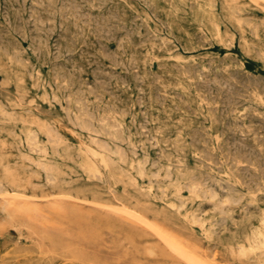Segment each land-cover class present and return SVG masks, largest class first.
Segmentation results:
<instances>
[{
	"label": "rangeland",
	"instance_id": "rangeland-1",
	"mask_svg": "<svg viewBox=\"0 0 264 264\" xmlns=\"http://www.w3.org/2000/svg\"><path fill=\"white\" fill-rule=\"evenodd\" d=\"M67 1L0 0V264H264V0Z\"/></svg>",
	"mask_w": 264,
	"mask_h": 264
},
{
	"label": "bare ground",
	"instance_id": "bare-ground-1",
	"mask_svg": "<svg viewBox=\"0 0 264 264\" xmlns=\"http://www.w3.org/2000/svg\"><path fill=\"white\" fill-rule=\"evenodd\" d=\"M48 1H49V0H48ZM65 1H67V0H65ZM71 1H72V0H71ZM75 1H76V0H75ZM77 1H78V0H77ZM80 1H81V0H80ZM196 1H197V0H196ZM221 1H222V0H221ZM26 2H27V1H26ZM42 2H43V0H42ZM67 2H68V1H67ZM89 2H90V1H89ZM105 2H106V1H105ZM152 2H153V1H152ZM194 2H195V1H194ZM214 2H215V1H214ZM15 3H16V2H15ZM23 3H24V2H23ZM30 3H31V1H30ZM38 3H39V2H38ZM40 3H41V2H40ZM53 3H54V2H53ZM56 3H57V2H56ZM62 3H63V2H62ZM87 3H88V2H87ZM93 3H94V2H93ZM195 3H196V2H195ZM211 3H212V2H211ZM41 4H42V3H41ZM46 4H47V3H46ZM48 4H49V3H48ZM74 4H75V3H74ZM74 4H73V5H74ZM83 4H84V3H83ZM20 5H22V4H20ZM24 5H25V4H24ZM30 5H31V4H30ZM30 5H29V6H30ZM38 5H39V4H38ZM38 5H37V6H38ZM54 5H55V4H54ZM89 5H90V4H89ZM132 5H133V4H132ZM154 5H155V3H154ZM243 5H244V4H243ZM0 6H1V5H0ZM32 6H33V4H32ZM43 6H44V5H43ZM60 6H61V5H60ZM63 6H64V5H63ZM66 6H67V5H66ZM93 6H95V5H93ZM93 6H91V7H93ZM190 6H191V5H190ZM12 7H13V6H12ZM24 7H25V6H24ZM38 7H40V6H38ZM79 7H80V6H78V9H79ZM97 7H98V6H97ZM30 8H31V7H30ZM47 8H48V7H47ZM50 8H51V6H50ZM87 8H89V7H87ZM100 8H101V7H100ZM174 8H175V7H174ZM234 8H235V7H234ZM18 9H20V7H19ZM18 9H17V13H18ZM25 9H26V8H25ZM48 9H49V8H48ZM54 9H55V8H54ZM61 9H62V8H61ZM72 9H74V8H72ZM72 9H71V12H72ZM98 9H99V8H98ZM109 9H110V8H109ZM232 9H233V8H232ZM50 10H51V9H50ZM56 10H57V8H56ZM59 10H60V9H59ZM65 10H66V9H65ZM185 10H186V9H185ZM246 10H247V9H246ZM14 11H15V10H14ZM19 11H20V10H19ZM24 11H25V10H24ZM39 11H40V10H39ZM61 11H63V10H61ZM67 11H68V10H67ZM114 11H115V10H114ZM247 11H248V10H247ZM43 12H44V11H43ZM57 12H58V11H57ZM156 12H157V11H156ZM156 12H155V13H156ZM238 12H239V10H238ZM22 13H23V12H22ZM39 13H40V12H39ZM49 13H51V12H49ZM63 13H64V12H63ZM78 13H79V12H78ZM113 13H114V12H113ZM153 13H154V12H153ZM14 14H15V13H14ZM35 14H36V13H35ZM35 14H34V16H35ZM46 14H47V13H46ZM52 14H53V13H52ZM80 14H81V13H80ZM83 14H84V13H83ZM108 14H109V13H108ZM124 14H125V13H124ZM236 14H237V13H236ZM5 15H6V14H5ZM32 15H33V12H32ZM54 15H55V14H54ZM54 15H53V16H54ZM69 15H70V14H69ZM89 15H90V14H89ZM89 15H88V16H89ZM91 15H92V14H91ZM155 15H156V14H155ZM6 16H7V15H6ZM39 16H40V15H39ZM56 16H57V15H56ZM60 16H61V15H60ZM73 16H76V15L73 14ZM79 16H80V15H79ZM86 16H87V14H86ZM100 16H101V15H100ZM103 16H104V15H103ZM246 16H247V15H246ZM7 17H8V16H7ZM90 17H91V16H90ZM98 17H99V16H98ZM106 17H107V16H106ZM119 17H120V16H119ZM121 17H122V16H121ZM158 17H159V16H158ZM242 17H243V16H242ZM17 18H18V16H17ZM29 18H30V17H29ZM61 18H63V17H61ZM67 18H68V17H67ZM76 18H77V17H76ZM81 18H82V17H81ZM108 18H109V17H108ZM116 18H117V17H116ZM136 18H137V17H136ZM136 18H135V19H136ZM139 18H140V17H139ZM152 18H153V17H152ZM159 18H160V17H159ZM161 18H162V17H161ZM243 18H244V17H243ZM9 19H10V18H9ZM86 19H87V18H86ZM102 19H103V18H102ZM113 19H114V18H113ZM150 19H151V18H150ZM13 20H14V19H13ZM21 20H22V19H21ZM41 20H42V19H41ZM52 20H53V19H52ZM56 20H57V19H56ZM89 20H90V19H89ZM95 20H96V18H95ZM141 20H142V19H141ZM144 20H145V19H144ZM157 20H158V19H157ZM160 20H161V19H160ZM23 21H24V20H23ZM80 21H82V20H80ZM93 21H94V20H93ZM102 21H103V20H102ZM107 21H108V20H107ZM158 21H159V20H158ZM226 21H227V20H226ZM243 21H244V20H243ZM19 22H20V21H19ZM33 22H35V21H33ZM84 22L87 24L86 21H84ZM84 22H83V23H84ZM90 22H91V20H90ZM97 22H98V21H97ZM99 22H100V21H99ZM134 22H135V21H134ZM141 22H143V21H141ZM166 22H167V21H166ZM209 22H211V21H209ZM7 23H9V22H7ZM25 23H26V21H25ZM37 23H38V22H37ZM52 23H53V22H52ZM60 23H61V22H60ZM68 23H69V22H68ZM74 23H76V22H74ZM77 23H78V22H77ZM102 23H103V22H102ZM107 23H108V22H107ZM139 23H140V22H139ZM164 23H165V22H164ZM10 24H11V23H10ZM31 24H32V23H31ZM38 24H40V23H38ZM63 24H64V23H63ZM98 24H99V23H98ZM105 24H106V23H105ZM125 24H126V23H125ZM161 24H162V23H161ZM214 24H215V23H214ZM255 24H256V23H255ZM1 25H3V24H1ZM17 25H18V24H17ZM27 25H28V24H27ZM44 25H45V23H44ZM44 25H43V26H44ZM54 25H55V24H54ZM76 25H77V24H76ZM112 25H113V24H112ZM166 25H167V24H166ZM231 25H232V24H231ZM37 26H38V25H37ZM89 26H90V25H89ZM96 26H97V25H95V29H96ZM102 26H103V24H102ZM106 26H107V25H106ZM110 26H111V25H110ZM144 26H145V25H144ZM254 26H255V25H254ZM7 27H8V26H7ZM10 27H11V26H10ZM97 27H99V26H97ZM108 27H109V26H108ZM131 27H132V26H131ZM203 27H204V26H203ZM27 28H28V26H27ZM32 28H33V27H32ZM41 28H42V27H41ZM44 28H45V27H44ZM48 28H49V26H48ZM65 28L67 29L66 26H65ZM114 28H115V27H114ZM119 28H120V27H119ZM250 28H252V27H250ZM19 29H20V28H19ZM82 29H84V28L82 27ZM88 29H89V28H88ZM110 29H111V28H110ZM149 29H150V28H149ZM171 29H172V28H171ZM219 29H220V27H219ZM241 29H242V28H241ZM4 30H5V29H4ZM8 30H9V29H8ZM21 30H23V29H21ZM69 30H70V29H69ZM78 30H79V28H78ZM84 30H85V29H84ZM89 30H90V29H89ZM104 30H105V29H104ZM119 30H121V28H120ZM122 30H125V29H122ZM206 30H207V29H206ZM36 31H37V29H36ZM42 31H43V30H42ZM50 31H52V30H50ZM100 31H101V30H100ZM158 31H159V30H158ZM219 31H220V30H219ZM252 31H253V30H252ZM254 31H255V30H254ZM14 32H16V31L14 30ZM34 32H35V31H34ZM37 32H38V31H37ZM90 32H91V31H90ZM96 32H97V31H96ZM111 32H112V31H111ZM138 32H139V31H138ZM8 33H9V32H8ZM30 33H31V32H30ZM44 33H45V32H44ZM50 33H51V32H50ZM52 33H53V32H52ZM67 33H69V32L67 31ZM73 33H74V32H73ZM75 33H78V32H75ZM82 33H84V32H82ZM132 33H133V32H132ZM154 33H155V32H154ZM167 33H168V32H167ZM1 34H2V33H1ZM48 34H49V33H48ZM48 34H47V35H48ZM79 34H80V33H79ZM101 34H102V33H101ZM106 34H107V33H106ZM112 34H114V33L112 32ZM140 34H141V33H140ZM145 34H146V33H144L143 35H145ZM155 34H156V33H155ZM171 34H172V33H171ZM171 34H170V35H171ZM219 34H220V33H219ZM229 34H230V33H229ZM19 35H21V34H19ZM26 35H27V34H26ZM45 35H46V34H45ZM74 35H75V34H74ZM109 35H110V34H109ZM117 35H118V34H117ZM117 35H116V36H117ZM33 36H34V35H33ZM33 36H32V37H33ZM60 36H61V35H60ZM81 36H82V35H81ZM81 36H80V37H81ZM116 36H115V37H116ZM123 36H124V35H123ZM126 36H128V35H126ZM150 36H151V35H150ZM40 37H41V36H40ZM40 37H39V38H40ZM62 37H63V39H64V36H62ZM113 37H114V36H113ZM220 37H221V36H220ZM242 37H243V36H242ZM15 38H16V37H15ZM37 38H38V37H37ZM42 38H44V37H42ZM48 38H49V37H48ZM95 38H97V37H95ZM100 38H101V37H100ZM102 38H103V37H102ZM121 38H122V37H121ZM157 38H158V37H157ZM211 38H212V37H211ZM211 38H210V39H211ZM246 38H247V37H246ZM22 39H23V38H22ZM34 39H35V38H34ZM78 39H79V38H78ZM84 39H85V38H84ZM112 39H113V38H112ZM122 39H123V38H122ZM140 39H141V38H140ZM164 39H165V38H164ZM1 40H2V39H1ZM4 40H5V39H4ZM35 40H36V39H35ZM45 40H46V39H45ZM72 40H73V39H72ZM79 40H80V39H79ZM85 40H86V39H85ZM85 40H84V41H85ZM97 40H98V39H97ZM99 40H101V39H99ZM106 40H107V39H106ZM171 40H172V39H171ZM207 40H208V39H207ZM234 40H235V39H234ZM23 41H24V40H23ZM41 41H42V39H41ZM49 41H50V40H49ZM64 41H65V40H64ZM73 41H75V40H73ZM124 41H125V40H124ZM163 41H164V40H163ZM172 41H173V40H172ZM230 41H231V40H230ZM245 41H246V40H245ZM77 42H78V41H77ZM77 42H75V43H77ZM101 42H102V41H101ZM119 42H120V41H119ZM122 42H123V41H122ZM126 42H127V41H126ZM152 42H153V41H152ZM152 42H150V43H152ZM154 42H155V41H154ZM160 42H161V41H160ZM160 42H159V43H160ZM169 42H170V41H169ZM177 42H178V40H177ZM220 42H221V41H220ZM38 43H40V42H38ZM48 43H49V42H48ZM69 43H70V42H69ZM105 43H106V42H105ZM120 43H121V42H120ZM146 43H147V42H146ZM3 44H4V43H3ZM3 44H2V45H3ZM42 44H43V42L41 43V45H42ZM45 44H46V41H45ZM123 44H124V43H123ZM123 44H122V46H123ZM140 44H141V43H140ZM140 44H139V45H140ZM152 44H153V43H152ZM174 44H175V43H174ZM43 45H44V44H43ZM60 45H61V44H60ZM68 45H69V44H68ZM72 45H73V44H72ZM80 45H81V44H80ZM82 45H83V44H82ZM95 45H96V44H95ZM103 45H104V44H103ZM126 45H127V44H126ZM131 45H132V43H131ZM133 45H134V44H133ZM160 45H161V44H160ZM163 45H164V44H163ZM163 45H162V47H163ZM232 45H233V44H232ZM232 45H231V46H232ZM0 46H1V44H0ZM31 46H32V45H31ZM45 46H47V45H45ZM48 46H49V45H48ZM70 46H71V45H70ZM118 46H119V43H118ZM140 46H141V45H140ZM154 46H155V45H154ZM57 47H59V46H57ZM119 47H120V46H119ZM131 47H132V46H131ZM134 47L136 48V46H134ZM150 47H152V46H150ZM156 47H157V46H156ZM162 47H161V48H162ZM200 47H202V46H200ZM153 48H154V47H153ZM153 48H152V49H153ZM157 48H158V47H157ZM174 48H175V47H174ZM174 48H173L172 50H174ZM197 48H199V47H197ZM231 48H232V47H231ZM33 49H34V47H33ZM45 49H47V48H45ZM71 49H72V48H71ZM73 49H74V48H73ZM119 49H120V48H119ZM126 49H127V47H126ZM154 49H155V48H154ZM159 49H160V48H159ZM194 49H195V48H194ZM4 50H5V49H4ZM19 50H20V49H19ZM25 50H26V49H25ZM42 50H43V48L41 47V51H42ZM57 50H58V49H57ZM69 50H70V48H69ZM98 50H99V49H98ZM103 50H104V47H103ZM111 50H112V49H111ZM111 50H110V51H111ZM122 50H123V49H122ZM146 50H148V49H146ZM5 51H6V50H5ZM12 51H13V50H12ZM14 51H16V50H14ZM32 51H33V50H32ZM35 51H36V50H35ZM100 51H101V50H100ZM153 51H154V50H153ZM193 51H194V50H193ZM259 51H260V50H259ZM20 52H21V51H20ZM20 52H19V53H20ZM24 52H25V51H24ZM37 52H38V51H37ZM55 52H56V51H55ZM97 52H98V51H97ZM113 52H114V51H113ZM120 52H121V51H120ZM126 52H127V51H126ZM126 52H124V53H126ZM132 52H133V51H132ZM170 52H171V51H170ZM257 52H258V51H257ZM93 53H95V52H93ZM99 53H101V52H99ZM115 53H116V52H115ZM124 53H123V54H124ZM219 53H220V52H219ZM260 53H261V52H260ZM262 53H263V52H262ZM17 54H18V51H17ZM21 54H23V53H21ZM40 54H41V53H40ZM50 54H51V52H50ZM59 54L61 55V53H59ZM70 54H71V52L69 53V55H70ZM102 54H103V53H102ZM108 54H109V53H108ZM117 54H118V53H117ZM132 54H133V53H131V56H132ZM225 54H226V53H225ZM227 54H228V53H227ZM15 55H16V53H15ZM56 55H57V54H56ZM93 55H94V54H93ZM110 55H111V54H110ZM112 55H113V54H112ZM137 55H138V54H137ZM175 55H176V54H175ZM13 56H14V54H13ZM44 56H45V55H44ZM48 56H49V55H48ZM80 56H81V55H80ZM102 56H103V55H102ZM107 56H108V55H107ZM119 56H120V55H119ZM153 56H154V55H153ZM166 56H167V55H166ZM177 56H179V55H177ZM177 56H176V57H177ZM198 56H199V55H198ZM198 56H197V57H198ZM207 56H208V55H207ZM207 56H206V57H207ZM218 56H219V55H218ZM68 57H69V56H68ZM97 57H98V56H97ZM134 57H135V56H134ZM169 57H170V56H168V58H169ZM173 57H174V56H173ZM176 57H175V60H176ZM179 57H180V56H179ZM249 57H250V56H249ZM258 57H260V56H258ZM61 58H62V57H61ZM100 58H101V57H100ZM127 58H128V57H127ZM131 58H133V56H132ZM148 58H149V57H148ZM152 58H154V57H152ZM163 58H164V56H163ZM189 58H190V57H189ZM19 59H20V58H19ZM105 59L107 60V58H105ZM115 59H116V58H115ZM136 59H139V58H136ZM155 59H157V58H155ZM155 59H154V60H155ZM177 59H178V58H177ZM203 59H204V58H203ZM23 60H24V59H23ZM121 60H122V59H121ZM134 60H135V59H134ZM141 60H142V59H141ZM9 61H10V60H9ZM44 61H45V60H44ZM65 61H66V60H65ZM67 61H68V60H67ZM95 61H96V60H95ZM99 61H100V60H99ZM126 61H127V59H126ZM130 61H131V60H130ZM132 61H133V60H132ZM142 61H143V60H142ZM145 61H147V60H145ZM36 62H37V61H36ZM45 62H46V61H45ZM48 62H49V61H48ZM52 62H53V61H52ZM118 62H121V61H118ZM152 62H153V61H152ZM158 62H159V61H158ZM177 62H179V60H177L175 63H177ZM194 62H195V60H194ZM208 62H209V61H208ZM227 62H228V61H227ZM241 62H242V61H241ZM112 63H113V61H112ZM129 63H130V62H129ZM164 63H165V62H164ZM102 64H103V61H102ZM104 64H105V63H104ZM120 64H121V63H120ZM131 64H132V63H131ZM135 64H136V63H135ZM162 64H163V63H162ZM171 64H172V63H171ZM186 64H187V63H186ZM193 64H194V63H193ZM211 64H212V62H211ZM27 65H28V64H27ZM98 65H100V64H98ZM106 65H107V64H106ZM147 65H148V64H147ZM176 65H177V64H176ZM42 66H43V65H42ZM89 66H90V65H89ZM129 66H130V65H129ZM144 66H146V65H144ZM182 66H183V65H182ZM195 66H196V65H195ZM33 67H34V66H33ZM118 67H120V66H118ZM123 67H124V66H123ZM125 67H126V66H125ZM158 67H160V66H158ZM175 67H176V66H175ZM183 67H184V66H183ZM201 67H202V66H201ZM227 67H228V66H227ZM235 67H236V66H235ZM239 67H240V66H239ZM66 68H67V66H66ZM75 68H76V67H75ZM75 68L73 67V69H75ZM129 68H130V67H129ZM222 68H223V67H222ZM222 68H221V69H222ZM28 69H29V68H28ZM56 69H57V68H56ZM70 69H71V68H70ZM77 69H78V68H77ZM200 69H201V68H200ZM208 69H209V68H208ZM215 69H216V68H215ZM217 69H218V68H217ZM226 69H227V68H226ZM240 69H241V68H240ZM65 70H66V69H65ZM82 70H83V68H82ZM92 70H93V69H92ZM96 70H97V69H96ZM99 70H100V69H99ZM150 70H151V69H150ZM159 70H160V69H159ZM106 71H107V70H106ZM115 71H116V70H115ZM123 71H124V70H123ZM132 71H133V70H132ZM145 71H146V70H145ZM145 71H144V73H143L144 75L146 74ZM178 71H179V70H178ZM188 71H190V70H188ZM194 71H195V70H194ZM201 71H202V70H201ZM216 71H217V70H216ZM245 71H246V70H245ZM59 72H60V71H59ZM59 72H58V73H59ZM70 72H71V71H70ZM70 72H69V73H70ZM82 72H83V71H82ZM98 72H99V71H98ZM100 72H101V71H100ZM103 72H104V71H103ZM129 72H130V71H129ZM137 72H138V71H137ZM152 72H153V71H152ZM181 72H182V71H181ZM235 72H236V71H235ZM248 72H249V71H248ZM248 72H247V73H248ZM28 73H29V72H28ZM40 73H41V72H40ZM69 73H68V74H69ZM73 73H75V72H73ZM89 73H90V72H89ZM94 73H95V72H94ZM126 73H127V72H126ZM170 73H171V72H170ZM183 73H184V72H183ZM186 73H187V72H186ZM190 73H191V72H190ZM200 73H201V72H200ZM42 74H43V73H42ZM61 74H62V73H61ZM63 74H64V73H63ZM95 74H96V73H95ZM184 74H185V73H184ZM228 74H229V73H228ZM251 74H252V73H251ZM251 74H249V75H251ZM72 75H73V74H72ZM93 75H94V74H93ZM128 75H129V74H128ZM168 75H169V74H168ZM170 75H171V74H170ZM179 75H180V74H179ZM206 75H207V74H206ZM258 75H259V74H258ZM32 76H33V75H32ZM32 76H31V77H32ZM49 76H50V75H49ZM73 76H74V75H73ZM154 76H155V75H154ZM174 76H176V75H174ZM187 76H188V75H187ZM247 76H248V75H247ZM62 77H63V76H62ZM70 77H71V75H70ZM74 77H76V76H74ZM74 77H73V78H74ZM129 77H130V76H129ZM136 77H137V76H136ZM63 78H64V77H63ZM85 78H86V77H85ZM116 78H117V77H116ZM141 78L143 79L144 77H141ZM146 78H148V77H146ZM151 78H152V77H151ZM178 78H179V77H178ZM231 78H232V77H231ZM247 78H248V77H247ZM53 79H54V77H53ZM67 79H68V78H67ZM132 79H133V78H132ZM162 79H163V78L161 77V80H162ZM206 79H207V78H206ZM219 79H220V78H219ZM232 79H233V78H232ZM252 79H253V78H252ZM96 80H97V79H96ZM121 80H122V79H121ZM153 80H154V79H153ZM193 80H194V79H193ZM198 80H199V79H198ZM200 80H201V79H200ZM215 80H216V79H215ZM229 80H230V79H229ZM44 81H45V80H44ZM59 81H60V80H59ZM71 81H72V80H71ZM91 81H92V80H91ZM149 81H151V80H149ZM158 81H159V79H158ZM179 81H180V80H179ZM202 81H203V80H202ZM218 81H219V80H218ZM230 81H231V80H230ZM232 81H233V80H232ZM235 81H236V80H235ZM56 82H57V81H56ZM114 82H115V81H114ZM127 82H128V81H127ZM136 82H137V81H136ZM144 82H145V80H144ZM159 82H160V81H159ZM162 82H163V81H162ZM189 82H190V81H189ZM193 82H194V81H193ZM212 82H213V81H212ZM225 82H226V81H225ZM244 82H245V81H244ZM92 83H94V82H92ZM103 83H104V82H103ZM107 83L109 84V82H107ZM107 83H106V84H107ZM142 83H143V82H142ZM155 83H156V82H155ZM168 83H169V82H168ZM178 83H182V82H178ZM209 83H211V81H210ZM216 83H217V82H216ZM216 83H215V85H216ZM232 83H233V82H232ZM55 84H56V83H55ZM64 84H65V83H64ZM66 84H68V83L66 82ZM101 84H102V83H101ZM125 84H126V83H125ZM130 84H131V83H130ZM136 84H137V83H136ZM150 84H151V83H150ZM150 84H148V86H149ZM159 84H160V83H159ZM196 84H197V83H196ZM203 84H205V83H203ZM40 85H41V84L38 85L39 88H40ZM56 85H57V84H56ZM60 85H61V84H60ZM123 85H124V84H123ZM155 85H157V84H155ZM160 85L162 86V84H160ZM164 85H165V84H164ZM171 85H172V84H171ZM173 85H174V84H173ZM177 85H178V84H177ZM177 85H176V86H177ZM182 85H184V84H182ZM206 85H207V84H206ZM210 85H211V84H210ZM236 85H237V83H236ZM238 85H239V84H238ZM66 86H67V85H66ZM66 86H65V87H66ZM119 86H120V85H119ZM169 86H170V85H169ZM223 86H225V85H223ZM231 86H232V85H231ZM242 86H243V84H242ZM69 87H70V86H69ZM80 87H81V86H80ZM141 87H142V86H141ZM149 87H150V86H149ZM174 87H175V86H174ZM188 87H189V86H188ZM207 87H208V85H207ZM220 87H221V86H220ZM63 88H64V87H63ZM118 88H119V87H118ZM136 88H137V87H136ZM154 88H155V87H154ZM172 88H173V87H172ZM175 88H176V87H175ZM177 88H178V87H177ZM209 88H210V87H209ZM225 88H226V87H225ZM225 88H224V89H225ZM244 88H245V86H244ZM246 88H247V87H246ZM59 89H60V87H59ZM85 89H86V88H85ZM85 89H84V90H85ZM90 89H91V88H90ZM94 89H95V88H94ZM94 89H93V90H94ZM96 89H98V88H96ZM116 89H117V88H116ZM130 89H131V88H130ZM144 89H145V88H144ZM182 89H183V88H182ZM228 89H229V88H228ZM233 89H234V88H233ZM233 89H231V90H233ZM67 90H68V88H67ZM77 90H78V88H77ZM77 90H76V91H77ZM119 90H120V89H119ZM150 90H151V89H150ZM157 90H158V89H157ZM251 90H252V89H251ZM74 91H75V90H74ZM81 91H82V90H81ZM81 91H79V92H81ZM106 91H107V89H106ZM114 91H115V90H114ZM140 91H141V90H140ZM228 91H229V90H228ZM228 91H226V92H228ZM249 91H250V90H249ZM93 92H94V91H93ZM95 92H96V94L98 93L97 91H95ZM159 92H160V91H159ZM178 92H179V91H178ZM234 92H235V90H234ZM46 93H48V92H46ZM64 93H65V92H64ZM77 93H78V92H77ZM107 93H108V92H107ZM189 93H191V92H189ZM198 93H199V92H198ZM208 93H209V92H208ZM210 93H211V92H210ZM224 93H225V92H224ZM242 93H243V92H242ZM255 93H256V92H255ZM255 93H253V95H254ZM73 94H74V93H73ZM84 94H85V92H84ZM100 94H101V92H100ZM137 94H138V93H137ZM158 94H159V93H158ZM160 94H161V92H160ZM205 94H206V93H205ZM205 94H204V95H205ZM225 94H226V93H225ZM243 94H244V93H243ZM250 94H251V93H250ZM47 95L49 96V94H47ZM54 95H55V94H54ZM88 95H89V94H88ZM182 95H183V93H182ZM182 95H181V96H182ZM211 95H212V94H211ZM247 95H248V94H247ZM253 95H252V96H253ZM77 96H78V95H77ZM89 96H90V95H89ZM113 96H114V95H112V97H113ZM118 96H119V95H118ZM128 96H129V95H128ZM136 96H137V95H136ZM140 96H142V95H140ZM157 96H159V95H157ZM165 96H166V95H165ZM212 96H213V95H212ZM231 96H232V95H231ZM54 97H55V96H54ZM71 97H72V96H71ZM71 97H70V98H71ZM102 97H104V96H102ZM102 97H101V98H102ZM110 97H111V96H110ZM112 97H111V98H112ZM149 97H150V96H149ZM159 97H160V96H159ZM222 97H223V96H222ZM239 97H240V96H239ZM259 97H260V96H259ZM55 98H56V97H55ZM67 98H69V97L67 96ZM80 98H81V97H80ZM99 98H100V97H99ZM99 98H97V99H99ZM113 98H114V97H113ZM151 98H152V97H151ZM151 98H150V99H151ZM180 98H181V97H180ZM205 98H208V97H205ZM220 98H221V97H220ZM229 98H230V97H229ZM250 98H252V97H250ZM53 99H54V98H53ZM87 99H88V98H87ZM103 99H104V98H103ZM108 99H109V97H108ZM115 99H116V98H115ZM115 99H114V100H115ZM181 99H182V98H181ZM181 99H180V100H181ZM227 99H228V98H227ZM237 99H238V98H237ZM247 99H248V98H247ZM256 99H257V98H256ZM259 99H260V98H259ZM262 99H263V98H262ZM51 100H52V99H51ZM66 100H67V99H66ZM66 100H65V101H66ZM94 100H95V98H94ZM137 100H138V99H137ZM171 100H172V99H171ZM213 100H214V99H213ZM222 100H223V99H222ZM229 100H231V99H229ZM232 100H233V98H232ZM240 100H241V99H240ZM248 100H249V99H248ZM61 101H62V100H61ZM61 101H60V102H61ZM69 101H71V100L69 99ZM77 101H79V100H77ZM82 101H83V100H82ZM84 101H86V100H84ZM122 101H123V100H122ZM140 101H141V100H140ZM140 101H138V102H140ZM214 101H215V100H214ZM255 101H257V100H255ZM58 102H59V101H58ZM86 102H87V101H86ZM90 102H91V101H90ZM113 102H114V101H113ZM156 102H157V101H156ZM161 102H162V101H161ZM161 102H160V103H161ZM172 102H174V101H172ZM235 102H236V101H235ZM251 102H252V101H251ZM102 103H103V102H102ZM119 103H120V102H119ZM132 103H133V102H132ZM204 103H205V102H204ZM223 103H224V102H223ZM223 103H222V104H223ZM256 103H257V102H256ZM20 104H21V103H20ZM58 104H59V103H58ZM92 104H95V103H92ZM99 104H100V103H99ZM122 104H123V103H122ZM140 104H143V103H140ZM188 104H189V103H188ZM215 104H216V103H215ZM230 104H231V103H230ZM233 104H234V103H233ZM257 104H258V103H257ZM262 104H263V103H262ZM85 105H86V104H85ZM87 105H88V104H87ZM113 105H114V104H113ZM147 105H148V104H147ZM177 105H178V104H177ZM185 105H186V103H185ZM189 105H190V104H189ZM189 105H188V107H189ZM208 105H209V104H208ZM211 105H213V104H211ZM239 105H240V104H239ZM89 106H90V105H89ZM94 106H95V105H94ZM99 106H100V105H99ZM99 106H98V107H99ZM105 106H106V105H105ZM108 106H109V105H108ZM216 106H218V105H216ZM245 106H246V105H245ZM21 107H22V106H21ZM78 107H79V106H78ZM78 107H77V109H78ZM111 107H112V106H111ZM115 107H116V106H115ZM191 107H192V106H191ZM226 107H227V106H226ZM226 107H225V108H226ZM231 107H232V106H231ZM246 107H247V106H246ZM246 107H245V109H246ZM255 107H256V106H255ZM262 107H263V106H262ZM82 108H84V107H82ZM85 108H86V107H85ZM88 108H89V107H88ZM96 108H97V107H96ZM100 108H101V106H100ZM102 108L104 109V107H102ZM125 108H126V107H125ZM133 108H135V107H133ZM151 108H152V107H151ZM170 108H171V107H170ZM176 108H177V107H176ZM221 108H222V107H221ZM256 108H257V107H256ZM0 109H1V108H0ZM29 109H30V108H29ZM70 109H71V108H70ZM86 109H87V108H86ZM86 109H85V110H86ZM89 109H90V108H89ZM89 109H88V110H89ZM147 109H148V108H147ZM147 109H145V110H147ZM203 109H204V108H203ZM223 109H224V108H223ZM233 109H234V108H233ZM245 109H244V110H245ZM249 109H251V108H249ZM252 109H253V108H252ZM81 110H82V109H81ZM88 110H86V112H87ZM130 110H131V109H130ZM158 110H159V109H158ZM237 110H239V109H237ZM246 110H247V109H246ZM66 111H68V110H66ZM69 111H70V110H69ZM140 111H141V110H140ZM142 111H143V110H142ZM176 111H177V110H176ZM181 111H182V109H181ZM233 111H234V110H233ZM70 112H71V111H70ZM88 112H89V111H88ZM105 112H106V111H105ZM105 112L103 111V114H104ZM110 112H111V111H110ZM145 112H146V111H145ZM218 112H219V111H218ZM221 112H222V111H221ZM249 112H250V111H249ZM249 112H248V113H249ZM255 112H256V111H255ZM260 112H262V111H260ZM75 113H76V112H75ZM84 113H85V112H84ZM116 113H117V112H116ZM124 113H125V112H124ZM229 113H230V112H229ZM251 113H252V112H251ZM253 113H254V112H253ZM1 114H2V113H1ZM68 114H69V112H68ZM68 114H67V115H68ZM105 114H106V113H105ZM108 114H109V113H108ZM117 114H118V113H117ZM142 114H143V113H142ZM145 114H146V113H145ZM147 114H148V113H147ZM167 114H168V113H167ZM186 114H187V113H186ZM191 114H192V113H191ZM243 114H244V113H243ZM27 115H28V114H27ZM78 115H79V114H78ZM90 115H91V114H90ZM93 115H94V113H93ZM100 115H101V113H100ZM110 115H111V114H110ZM112 115H113V114H112ZM123 115H124V114H123ZM129 115H130V114H129ZM135 115H136V114H135ZM261 115H262V114H261ZM261 115H260V116H261ZM32 116H33V115H32ZM81 116H82V115H81ZM83 116H84V115H83ZM107 116H108V115H107ZM118 116H119V115H118ZM132 116H133V115H132ZM212 116H213V115H212ZM212 116H211V117H212ZM214 116H216V114H215ZM221 116H222V115H221ZM227 116H229V115H227ZM240 116H241V115H240ZM256 116H257V115H256ZM260 116L258 115V117H260ZM5 117H6V116H5ZM70 117H71V115H70ZM85 117H86V116H85ZM85 117H84V118H85ZM94 117H95V116H94ZM105 117H106V116H105ZM114 117H115V114H114ZM143 117H144V116H143ZM182 117H183V116H182ZM76 118H77V117H76ZM86 118H87V117H86ZM100 118H101V117H100ZM131 118H132V117H131ZM157 118H158V117H157ZM203 118H204V117H203ZM231 118H233V117H231ZM244 118H245V117H244ZM81 119H83V117H82ZM88 119H89V118H88ZM102 119H104V118H102ZM146 119H147V118H146ZM171 119H172V118H171ZM181 119H182V118H181ZM238 119H240V118H238ZM238 119H237V120H238ZM20 120H21V119H20ZM84 120H85V119H84ZM92 120H93V119H92ZM131 120H132V119H131ZM144 120H145V119H144ZM158 120H159V119H157V121H158ZM178 120H180V119H178ZM233 120H234V119H233ZM235 120H236V119H235ZM259 120H260V119H259ZM79 121H81V120L79 119ZM85 121H86V120H85ZM95 121H96V120H95ZM103 121H106V120H103ZM111 121H113V120H111ZM135 121H136V120H135ZM147 121H148V120H147ZM82 122H83V121H82ZM87 122H88V121H87ZM148 122H149V121H148ZM217 122H219V121H217ZM262 122H263V121H262ZM18 123H19V122H18ZM89 123H92V122H89ZM114 123H116V122H114ZM124 123H125V122H124ZM142 123H143V122H142ZM145 123H146V122H145ZM153 123H154V122H153ZM204 123H205V122H204ZM104 124H106V123H104ZM117 124H118V123H117ZM134 124H135V123H134ZM146 124H147V123H146ZM174 124H175V123H174ZM234 124H235V123H234ZM252 124H254V123H252ZM255 124H256V123H255ZM258 124H259V123H258ZM44 125H45V124H44ZM78 125H79V124H78ZM129 125H130V124H129ZM140 125H141V123H140ZM140 125H139V126H140ZM240 125H241V124H240ZM256 125H257V124H256ZM40 126H41V125H40ZM50 126H52V125H50ZM74 126H75V125H74ZM90 126H91V125H90ZM103 126H104V125H103ZM131 126H132V125H131ZM141 126H142V125H141ZM160 126H161V125H160ZM160 126H159V127H160ZM200 126H201V125H200ZM245 126H246V125L244 124V127H245ZM41 127H42V126H41ZM44 127H45V126H44ZM47 127H48V126H47ZM81 127H82V126H81ZM104 127H105V126H104ZM108 127H109V125H108ZM117 127H118V126H117ZM127 127H128V126H127ZM228 127H229V126H228ZM230 127H231V124H230ZM237 127H238V125H237ZM263 127H264V126H263ZM96 128H97V127H96ZM99 128H100V127H99ZM113 128H114V127H113ZM157 128H158V127H157ZM193 128H194V127H193ZM206 128H207V127H206ZM231 128H232V127H231ZM231 128H230V129H231ZM245 128H246V127H245ZM253 128H254V127H253ZM253 128H252V129H253ZM83 129H85V128L83 127ZM94 129H95V128H94ZM107 129H110V128H107ZM148 129H149V128H148ZM160 129H161V128H160ZM204 129H205V128H204ZM250 129H251V127H250ZM87 130H88V129H87ZM114 130H116V129H114ZM120 130H121V129H120ZM142 130H143V127H142ZM158 130H159V129H158ZM161 130H162V129H161ZM177 130H178V129H177ZM194 130H195V129H194ZM202 130H203V129H202ZM243 130H244V128H243ZM248 130H249V128H248ZM10 131H12V130L10 129ZM110 131H111V130H110ZM118 131H119V130H118ZM121 131H122V130H121ZM121 131H120V132H121ZM126 131H127V130H126ZM130 131H131V130H130ZM237 131H238V130H237ZM241 131H242V130H241ZM249 131H250V130H249ZM254 131H255V130H254ZM256 131H257V130H256ZM6 132H7V131H6ZM36 132H37V131H36ZM36 132H33L32 134L34 135ZM106 132H107V131H106ZM106 132H105V133H106ZM111 132H112V131H111ZM114 132H116V135L119 134V133H117V131H114ZM122 132H123V131H122ZM122 132H121V133H122ZM128 132H129V131H128ZM136 132H137V131H136ZM143 132H144V131H143ZM155 132H156V131H155ZM157 132H158V131H157ZM198 132L200 133V131H198ZM235 132H236V131H234V133H235ZM251 132H252V131H251ZM16 133H17V132H16ZM27 133H28V130H27ZM50 133H51V132H50ZM112 133H113V132H112ZM124 133H125V132H124ZM131 133H132V132H131ZM158 133H159V132H158ZM218 133H219V132H218ZM234 133H233V134H234ZM241 133H242V132H241ZM23 134H24V133H23ZM30 134H31V133H30ZM46 134H47V133H46ZM94 134H95V133H94ZM138 134H139V133H138ZM143 134L145 135V133H143ZM159 134H160V133H159ZM235 134H236V133H235ZM246 134H247V133H246ZM249 134H250V133H249ZM256 134H257V133H256ZM122 135H123V134H122ZM122 135H121V136H122ZM127 135H128V134H127ZM131 135H132V134H131ZM139 135H140V134H139ZM147 135H149V134H147ZM214 135H215V134H214ZM260 135H261V134H260ZM15 136H16V135H15ZM21 136H22V135H21ZM29 136H31V135H29ZM48 136H49V133H48ZM111 136H112V135H111ZM111 136H110V138H111ZM137 136H138V135H137ZM168 136H169V135H168ZM187 136H188V135H187ZM216 136H218V135H216ZM247 136H248V135H247ZM57 137H58V136H57ZM57 137H56V138H57ZM130 137H131V136H130ZM147 137H148V136H147ZM152 137H153V136H152ZM157 137H158V136H157ZM194 137H195V136H194ZM208 137H209V136H208ZM223 137H224V135H223ZM230 137H232V136H230ZM249 137H250L249 139H251V136H249ZM254 137H255V136H254ZM20 138H22V137H20ZM26 138L28 139L27 136H26ZM31 138H32V137H31ZM31 138H30V140H33L34 136H33L32 139H31ZM36 138L38 139V137H36ZM51 138H52V137H51ZM112 138H115V135H114V137L112 136ZM150 138H151V137H150ZM153 138H154V137H153ZM191 138H192V137H191ZM209 138H210V137H209ZM215 138H218V137H215ZM241 138H242V137H241ZM259 138H260V137H259ZM116 139H117V137H116ZM121 139H122V138H121ZM125 139H126V138H125ZM130 139H131V138H130ZM160 139H161V138H160ZM168 139H169V138H168ZM168 139H165V140L167 141ZM192 139H193V138H192ZM195 139H196V138H195ZM200 139H201V137H200ZM200 139H199V140H200ZM207 139H208V138H207ZM220 139H222V138H220ZM257 139H258V138H257ZM260 139H261V138H260ZM263 139H264V137H263ZM19 140H20V139H19ZM92 140H93V139H92ZM151 140H152V139H151ZM151 140H150V141H151ZM171 140H172V139H171ZM193 140H194V139H193ZM229 140H230V139H229ZM243 140H244V139H243ZM21 141H22V140H21ZM21 141H20V142H21ZM28 141H29V140H28ZM41 141H42V140H41ZM94 141H95V140H94ZM105 141H106V140H105ZM123 141H124V139H123ZM123 141H122V142H123ZM125 141H126V140H125ZM129 141H130V140H129ZM141 141H142V140H141ZM141 141H140V142H141ZM156 141H158V140H156ZM174 141H175V140H174ZM200 141H201V140H200ZM217 141H218V140H217ZM24 142H25V141H24ZM24 142H23V143H24ZM30 142H31V141H30ZM30 142H28V143H30ZM34 142H35V141H34ZM134 142H135V141H134ZM152 142H153V141H152ZM191 142H192V141H191ZM201 142H203V141H201ZM201 142H200V143H201ZM204 142H205V141H204ZM237 142H238V141H237ZM252 142H253V141H252ZM256 142H257V141H256ZM23 143H22V144H23ZM53 143H54V142H53ZM103 143H104V142H103ZM120 143H121V142H120ZM130 143H131V142H130ZM132 143H133V142H132ZM142 143H143V142H142ZM174 143H175V142H174ZM200 143H199V144H200ZM49 144H50V143H49ZM138 144H140V143H138ZM155 144H156V143H155ZM159 144H160V143H159ZM164 144H166V143H164ZM172 144H173V143H172ZM207 144H208V143H207ZM217 144H218V143H217ZM16 145H17V144H16ZM107 145H108V144H107ZM126 145H127V144H126ZM132 145H134V144H132ZM173 145H174V144H173ZM173 145H172V146H173ZM191 145H192V144H191ZM228 145H229V143H228ZM230 145H231V144H230ZM26 146H27V145H26ZM29 146H30V144H29ZM55 146H57V145H55ZM88 146H89V145H88ZM129 146H131V145H129ZM129 146H128V147H129ZM146 146H147V145H146ZM152 146H155V145L152 144ZM152 146H151V147H152ZM176 146L178 147L177 144H176ZM210 146H211V145H210ZM217 146H218V145H217ZM242 146H243V145H242ZM242 146H241V147H242ZM259 146H260V144H259ZM261 146H263V145H261ZM18 147H19V146H18ZM31 147H32V146H31ZM31 147H30V148H31ZM105 147H106V146H105ZM121 147H122V146H121ZM135 147H136V146H135ZM135 147H134V148H135ZM160 147H161V146H160ZM166 147H167V146H166ZM192 147H193V146H192ZM196 147H197V146H196ZM205 147H206V146H205ZM213 147H214V146H213ZM222 147H223V146H222ZM228 147H230V146H228ZM22 148H23V147H22ZM36 148H39V147H36ZM57 148H58V147H57ZM99 148H101V147H99ZM138 148H139V147H138ZM169 148H171V147H169ZM179 148H180V146H179ZM179 148H178V149H179ZM182 148H183V147H182ZM214 148H215V147H214ZM230 148H231V147H230ZM245 148H246V147H245ZM252 148H254V146H253ZM252 148H251V149H252ZM24 149H25V148H24ZM33 149H35V148H33ZM120 149H121V148H120ZM127 149H128V148H127ZM135 149H136V148H135ZM135 149H134V150H135ZM212 149H213V148H212ZM223 149H224V148H223ZM237 149H238V148H237ZM241 149H242V148H241ZM31 150H32V149H31ZM108 150H109V149H108ZM118 150H119V149H118ZM129 150H130V149H129ZM141 150H143V148H141ZM160 150H161V149H160ZM181 150H182V149H181ZM228 150H230V149H228ZM228 150H227V152H228ZM254 150H256V149H254ZM260 150H262V149H260ZM260 150H258V151H260ZM29 151H30V150H29ZM35 151H36V150H35ZM90 151H91V150H90ZM157 151H158V150H157ZM162 151H164V149H162ZM162 151H161V152H162ZM174 151H175V150H174ZM36 152H37V151H36ZM41 152H42V151H41ZM132 152H133V151H132ZM169 152H170V151H169ZM202 152H203V151H202ZM202 152H201V153H202ZM208 152H209V151H208ZM245 152H248V151H245ZM245 152H244V153H245ZM263 152H264V151H263ZM126 153H128V151H127ZM126 153H124V154H126ZM156 153H159V152H156ZM162 153H163V152H162ZM183 153H184V152H183ZM192 153H193V152H192ZM203 153H205V152H203ZM212 153H214V152H212ZM238 153H239V152H238ZM259 153H260V152H259ZM133 154H135V153H133ZM137 154H138V153H137ZM167 154H168V152H167ZM205 154H206V153H205ZM227 154H228V153H227ZM250 154H251V153H250ZM256 154H258V153L256 152ZM22 155H24V153H23ZM94 155H95V154H94ZM111 155H112V154H111ZM162 155H163V154H162ZM170 155H171V154H170ZM197 155H198V154H197ZM203 155H204V154H203ZM236 155H237V154H235V156H236ZM52 156H53V155H52ZM79 156H80V155H79ZM79 156H78V157H79ZM96 156H97V155H96ZM209 156H210V155H209ZM235 156H233V157H235ZM239 156H240V154H239ZM242 156H243V155H242ZM253 156H255V155H253ZM259 156H260V155H259ZM259 156H258V157H259ZM28 157H29V156H28ZM135 157H136V156H135ZM144 157H145V155H144ZM168 157H169V156H168ZM177 157H178V156H177ZM177 157H176V158H177ZM180 157H181V156H180ZM201 157H202V156H201ZM217 157H218V156H217ZM229 157H230V156H229ZM244 157H245V156H244ZM250 157L252 158V156H250ZM250 157H249V159H250ZM258 157H257V158H258ZM260 157H261V156H260ZM260 157H259V158H260ZM59 158H60V157H59ZM94 158H95V156H94ZM164 158H165V157H164ZM26 159H27V158H26ZM32 159H33V158H31L30 161H32ZM143 159H144V158H143ZM166 159H167V158H166ZM168 159H169V158H168ZM174 159H175V158H174ZM185 159H186V158H185ZM194 159H195V158H194ZM202 159H203V158H202ZM204 159H205V158H204ZM212 159H213V158H212ZM224 159H225V158H224ZM238 159H239V158H238ZM238 159H237V160H238ZM243 159H244V158H243ZM245 159H246V157H245ZM249 159H248V160H249ZM260 159H261V158H260ZM160 160H161V159H160ZM169 160H170V159H169ZM177 160L179 161V159H177ZM248 160H247V161H248ZM252 160H253V159H252ZM28 161H29V160H28ZM30 161H29V162H30ZM36 161H37V160H36ZM124 161H125V160H124ZM127 161H128V160H127ZM148 161H149V160H148ZM241 161H242V159H241ZM250 161H251V160H250ZM257 161H258V160L256 159V162H257ZM32 162H33V161H32ZM37 162H39V161H37ZM37 162H36V163H37ZM43 162H44V161H43ZM98 162H99V161H98ZM138 162H139V161H138ZM211 162H212V161H211ZM36 163H34V165H35ZM39 163H40V164H43V163H41V162H39ZM99 163H100V162H99ZM131 163H134V162H131ZM153 163H154V162H153ZM160 163H161V162H160ZM171 163H172V162H171ZM181 163H182V162H181ZM209 163H210V162H209ZM223 163H224V162H223ZM225 163H226V161H225ZM247 163H248V162H247ZM262 163H263V162H262ZM78 164H79V163H78ZM86 164H87V163H86ZM125 164H126V163H125ZM156 164H158V163L156 162ZM202 164H203V163H202ZM259 164H260V163H259ZM49 165H50V164H49ZM139 165H140V163H139ZM222 165H223V164H222ZM222 165H221V166H222ZM246 165H247V164H246ZM248 165H249V164H248ZM252 165H253V164H252ZM257 165H258V164H257ZM42 166H43V165H42ZM45 166L47 167L46 164H45ZM50 166H51V165H50ZM50 166H48V168H49ZM79 166H81V165H79ZM232 166H234V164H233ZM237 166H238V165H237ZM239 166H240V165H239ZM254 166H255V165H254ZM64 167H65V166H64ZM101 167H102V166H101ZM155 167H156V166H155ZM167 167H168V166H167ZM215 167H216V166H215ZM217 167H218V166H217ZM228 167H229V166H228ZM5 168L7 169L6 166H5ZM108 168H109V167H108ZM108 168H107V169H108ZM144 168H145V167H144ZM162 168H164V166H162ZM180 168H181V167H180ZM202 168H203V167H202ZM236 168H237V167H236ZM243 168H244V167H243ZM254 168H255V167H254ZM258 168H259V167H258ZM262 168H263V167H262ZM43 169H44V167H43ZM82 169H83V167H82ZM137 169H138V168H137ZM212 169H213V168H212ZM234 169H235V168H234ZM70 170H71V169H70ZM140 170H141V168L138 170L139 173H140ZM157 170H158V169H157ZM157 170H156V171H157ZM213 170H214V169H213ZM222 170H223V168H222ZM236 170H237V169H236ZM245 170H246V169H245ZM245 170H244V171H245ZM255 170H257V169H255ZM260 170H261V168H260ZM260 170H259V171H260ZM7 171H8V170H7ZM45 171H46V170H45ZM105 171H106V170H105ZM108 171L110 172V170H108ZM153 171H154V170H153ZM161 171H162V170H161ZM169 171H170V170H169ZM214 171H215V170H214ZM234 171H235V170H234ZM237 171H238V170H237ZM109 172H107V173H109ZM141 172H142V171H141ZM206 172H207V171H206ZM247 172H248V169H247ZM252 172H253V171H252ZM91 173H92V172H90V174H91ZM152 173H153V172H152ZM156 173H157V172H156ZM156 173L154 174L155 176L157 175ZM170 173H171V171H170ZM192 173H193V172H192ZM220 173H221V172H220ZM238 173H239V172H238ZM49 174H50V173H49ZM96 174H97V173H96ZM226 174H227V173H226ZM233 174H234V173H233ZM239 174H240V173H239ZM262 174H263V172H262ZM45 175H46V174H45ZM47 175H48V173H47ZM97 175H99V174H97ZM166 175H167V174H166ZM172 175H173V174H172ZM184 175H185V174H184ZM194 175H195V174H194ZM218 175H220V174H218ZM227 175H228V174H227ZM246 175H247V174H246ZM249 175H252V174H249ZM258 175H259V174H258ZM99 176H100V175H99ZM99 176H98V177H99ZM107 176H108V175H107ZM112 176H113V175H112ZM139 176H140V175H139ZM168 176H169V175H168ZM168 176H166V177H168ZM220 176H221V175H220ZM104 177H105V176H104ZM141 177H142V175H141ZM143 177H144V176H143ZM143 177H142V178H143ZM169 177L172 178L171 176H169ZM236 177H237V176H236ZM258 177H259V176H258ZM99 178L101 179V177H99ZM111 178H112V177H110V179H111ZM115 178H116V176H115ZM133 178H134V177H133ZM154 178H155V177H154ZM194 178H195V177H194ZM194 178H193V179H194ZM197 178H198V177H197ZM229 178H230V177H229ZM246 178H247V177H246ZM251 178H252V177H251ZM97 179H98V178H97ZM105 179H106V178H105ZM108 179H109V178H108ZM116 179H117V178H116ZM193 179H192V181H193ZM217 179H218V178H217ZM225 179H226V178H225ZM218 180H220V179H218ZM239 180H240V179H239ZM239 180H238V181H239ZM258 180H259V179H258ZM261 180H262V179H261ZM47 181H48V180H47ZM102 181H103V179H102ZM109 181H110V180H109ZM158 181H159V180H158ZM160 181H161V180H160ZM227 181H228V180H227ZM229 181H230V180H229ZM245 181H246V180H245ZM249 181H250V180H249ZM48 182H49V181H48ZM195 182H196V181H195ZM195 182H194V183H195ZM204 182H206V181H204ZM204 182H202V183H204ZM214 182H215V181H214ZM219 182H220V181H219ZM260 182H261V181H260ZM117 183H118V182H117ZM199 183H200V182H199ZM206 183H207V182H206ZM211 183H212V182H211ZM247 183H248V182H247ZM255 183H256V180H255ZM263 183H264V182H263ZM263 183H262V184H263ZM7 184H8V183H7ZM48 184H51V183H48ZM110 184H111V183H110ZM185 184H186V183H185ZM191 184H192V183H191ZM195 184H196V183H195ZM232 184L234 185L233 182H232ZM248 184H249V183H248ZM0 185H2V184H0ZM9 185H10V184H9ZM9 185H8V186H9ZM52 185H54V184H52ZM57 185H58V184H57ZM142 185H143V184H142ZM196 185H197V184H196ZM205 185H206V184H205ZM215 185H216V184H215ZM255 185H256V184H255ZM255 185H254V186H255ZM263 185H264V184H263ZM11 186H12V185H11ZM186 186H187V185H186ZM198 186H199V184L197 185V187H198ZM200 186H201V185H200ZM228 186H229V185H228ZM228 186H227V187H228ZM240 186H241V185H240ZM260 186H261V185H260ZM260 186H258V187L261 189ZM187 187H188V186H187ZM224 187H225V186H224ZM227 187H226V188H227ZM258 187H257V188H258ZM13 188H14V187H13ZM153 188H154V187H153ZM153 188H152V189H153ZM163 188H164V187H163ZM163 188H161L162 191L165 189V188H164V189H163ZM177 188H178V187H177ZM188 188H189V187H188ZM188 188H187V189H188ZM192 188H195V187H192ZM208 188H209V187H208ZM211 188H212V187H211ZM220 188H221V187H219V189H220ZM226 188H225V189H226ZM243 188H244V187H243ZM257 188H256V189H257ZM0 189H1V188H0ZM110 189H111V188H110ZM110 189H109V190H110ZM142 189H143V187H142ZM150 189H151V188H150ZM152 189H151V190H152ZM200 189H201V188H200ZM8 190H9V189H8ZM18 190H19V189H18ZM115 190H116V189H115ZM122 190H123V189H122ZM181 190H182V189H181ZM196 190H197V188H196ZM204 190H205V189H204ZM223 190H224V189H223ZM223 190H222V191H223ZM248 190H249V189H248ZM251 190H253V189H251ZM254 190H255V189H254ZM123 191H124V190H123ZM202 191H203V190H202ZM261 191H262V190H261ZM178 192H179V191H178ZM205 192H207V191H205ZM211 192H212V191H211ZM217 192H218V191H217ZM224 192H225V191H224ZM148 193H149V192H148ZM163 193H164V191H163ZM192 193H193V192H192ZM213 193H214V192H213ZM234 193H235V192H234ZM252 193H253V192H252ZM0 194H3V193H0ZM7 194H8V192H7ZM9 194H10V193H9ZM9 194H8V195H9ZM11 194H13V193H11ZM14 194L17 195V194H20V193H17V192L15 191ZM58 194H59V193H58ZM62 194H63V193H62ZM112 194H113V193H112ZM207 194H208V192H207ZM210 194H211V193H210ZM253 194H255V193H253ZM256 194H257V192H256ZM5 195H6V194H5ZM20 195H21V196H19V197H22V194H20ZM23 195L25 196L24 193H23ZM29 195H30V194H29ZM177 195H178V194H177ZM195 195H196V194H195ZM215 195H216V194H214V196H215ZM218 195H219V194H218ZM249 195H251V194L249 193ZM10 196H11V195H10ZM14 196H15V195H14ZM71 196H72V195H71ZM142 196H143V195H142ZM212 196H213V195H212ZM225 196H226V194H225ZM233 196H234V195H233ZM3 197H4V196H3ZM6 197H7V196H6ZM25 197H27V196H25ZM59 197H60V196H59ZM215 197H216V196H215ZM42 198H43V197H42ZM161 198H162V197H161ZM197 198H198V197H197ZM199 198H201V197H199ZM220 198H221V196L219 197V199H220ZM234 198H235V197H234ZM237 198H238V197H237ZM242 198H243V197H242ZM5 199H6V198H5ZM48 199H49V198H48ZM232 199H233V198H232ZM254 199H255V198H254ZM6 200H7V199H6ZM235 200H236V199H235ZM235 200L233 199V201H235ZM238 200H239V199H238ZM83 201H84V200H83ZM220 201H222V200H220ZM239 201H240V200H239ZM262 201H263V200H262ZM194 202H195V201H194ZM235 202H237V201H235ZM263 202H264V201H263ZM250 203H251V202H250ZM97 204H101V203H97ZM122 204H123V203H122ZM103 205H105V204H103ZM248 205H249V204H248ZM109 206H110V205H109ZM180 206H182V205H180ZM214 206H215V205H214ZM223 206H224V205H223ZM171 207H173V206H171ZM122 208H123V207H122ZM183 208H184V207H183ZM214 208H215V207H214ZM248 208H249V207H248ZM120 209H121V208H120ZM123 209H124V208H123ZM123 211H124V210H123ZM125 211H126V210H125ZM134 211H135V210H134ZM177 211H178V210H177ZM204 211H205V210H204ZM221 211H222V210H221ZM141 212H142V211H141ZM206 212H207V211H206ZM224 212H225V211H224ZM120 213H121V212H120ZM127 213H128V211H127ZM131 213H132V212H131ZM195 213H197V212H195ZM225 213H226V212H225ZM128 214H129V213H128ZM135 214H136V213H135ZM223 214H224V213H223ZM234 214H235V213H234ZM262 214H263V213H262ZM133 215H134V214H133ZM224 215H225V214H224ZM224 215H222V216H224ZM141 216H142V214H141ZM263 216H264V214H263ZM134 217H136V215H134ZM137 217H138V216H137ZM185 217H186V215H185ZM198 217H200V216H198ZM201 217H202V216H201ZM144 218H145V217H144ZM144 218H143V221H145ZM140 219H141V217H140ZM219 219H220V218H219ZM198 220H199V218H198ZM213 220H214V219H213ZM221 220H222V219H221ZM225 220H226V219H225ZM263 220H264V219H263ZM143 221H142V222H143ZM147 221H149V220H147ZM203 222H204V221H203ZM203 222H202V223H203ZM220 222H221V221H220ZM263 222H264V221H263ZM144 223H145V222H144ZM198 223H199V222H198ZM221 223H222V222H221ZM152 224H153V223H152ZM152 224H151V226H152ZM199 224H200V223H199ZM205 224H206V222H205ZM205 224H204V225H205ZM148 225H149V224H148ZM154 227H155V226H154ZM154 227H153V228H154ZM210 227H211V226H210ZM154 230H156V229L154 228ZM157 231H158V228H157ZM254 231H255V230H254ZM254 231L251 230V232H253V233H254ZM161 232H162V231H160V233H161ZM255 232H256V231H255ZM160 233H159V234H160ZM161 234L164 235V233H161ZM161 234H160V235H161ZM166 235H167V234H166ZM168 235H169V234H168ZM255 235H257V233H256ZM161 237H162V236H161ZM166 237H167V236H165V238H166ZM254 237H255V236H254ZM254 237L252 236V239H253V240H254ZM162 238H164V236H163ZM167 239H168V238H167ZM169 239H170V237H169ZM171 239H172V238H171ZM255 239H257L256 241H258V242L260 243V246L264 247V234H262V233L259 232V234L256 236ZM205 240H206V239H205ZM169 241H171V240H169ZM256 241H254V242L256 243ZM166 242H167V241H166ZM247 242H248V239H247ZM258 242H257V243H258ZM171 243H172V244H171ZM171 243H169V244L172 245V248L175 247V248H176L177 250H179L184 256H186L187 258H189L190 261L192 262V264H194L193 261H192V260H194V257L192 256V254H190L191 252L189 253L188 251H186V250H185V247L182 248V247L179 245V243L177 244L176 241H174V240L171 241ZM167 244H168V242H167ZM169 244H168V245H169ZM171 245H169V246H171ZM232 246H233V245H232ZM237 246H238V245H237ZM241 246H242V245H241ZM233 247H234V246H233ZM238 247H240V245H239ZM249 247H251V245H250ZM257 247H258V246H257ZM257 247H256V248H257ZM175 248H173V250L177 252V250H175ZM253 248H254V247H253ZM258 248H259V247H258ZM237 249H238V248H237ZM259 249H260V248H259ZM232 250H233V249H232ZM253 250H254V249H253ZM179 251H178V252H179ZM240 251L243 252V249L240 250ZM180 252H179V254H181ZM234 253H235V252H234ZM239 253H240V252H239ZM239 253H238V254H239ZM261 253H262V252H261ZM263 253H264V252H263ZM244 254H245V253H244ZM194 256H195V255H194ZM197 258H198V257H197ZM189 259H187V260L189 261ZM195 260H197V259L195 258ZM188 261H187V262H188ZM199 261H201V259H199ZM195 263H196V262H195ZM200 263H201V262H200ZM190 264H191V263H190ZM198 264H199V262H198Z\"/></svg>",
	"mask_w": 264,
	"mask_h": 264
}]
</instances>
